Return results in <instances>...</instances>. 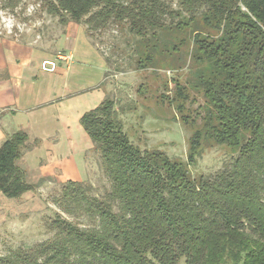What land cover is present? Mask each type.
<instances>
[{
  "label": "trees",
  "instance_id": "16d2710c",
  "mask_svg": "<svg viewBox=\"0 0 264 264\" xmlns=\"http://www.w3.org/2000/svg\"><path fill=\"white\" fill-rule=\"evenodd\" d=\"M0 1L8 7L10 0ZM40 2L62 27L59 36L46 32L52 42L76 24L92 43L116 32L126 66L137 70L172 69L189 56L188 84L204 93L211 137L237 155L215 174L192 179L178 160L135 146L106 96L81 125L109 188L99 195L85 182L63 184L54 201L68 219L56 214L50 239L0 264H264V0ZM40 144L19 131L0 146L7 197L31 188L18 162Z\"/></svg>",
  "mask_w": 264,
  "mask_h": 264
},
{
  "label": "rangeland",
  "instance_id": "374dc122",
  "mask_svg": "<svg viewBox=\"0 0 264 264\" xmlns=\"http://www.w3.org/2000/svg\"><path fill=\"white\" fill-rule=\"evenodd\" d=\"M5 3L0 1V41L14 43V40L31 39L44 49L50 45L55 46L54 51L65 49L63 40L52 44L47 33L56 31L59 36L62 27L58 19L43 13L40 0H23L15 7V0H10L8 7ZM118 39L116 32L109 31L92 41L105 61L108 53L114 57L111 56L113 67L107 69L103 87L114 101L130 141L141 150H159L166 157L178 160L183 170L196 180L215 174L230 163L237 155L236 150L216 145L210 125L206 126L208 105L204 93L193 91L188 84L190 64L185 61L189 62V56L183 61L172 62L177 66H171L172 69L167 65L161 69L137 70L134 66H126L127 58L115 42L124 49L126 44ZM110 46H113L111 54ZM116 63L122 67L118 65L117 68ZM197 132L200 136L194 138ZM196 143L198 147L191 149ZM41 148L40 144L36 150ZM30 157L18 164L26 171V182L31 188L18 198H9L0 191V257L16 250L31 249L52 237L47 225L56 214L67 218L62 207L54 201L63 184L85 182L99 195L109 188L99 154L93 150L86 153L85 162L80 161L79 156L78 161L67 163L66 156L61 155L56 164L54 160H44L42 151ZM190 157L194 158L193 163ZM79 174L85 181L75 179Z\"/></svg>",
  "mask_w": 264,
  "mask_h": 264
},
{
  "label": "crops",
  "instance_id": "0c3cea01",
  "mask_svg": "<svg viewBox=\"0 0 264 264\" xmlns=\"http://www.w3.org/2000/svg\"><path fill=\"white\" fill-rule=\"evenodd\" d=\"M62 40L65 49L60 51L31 39L0 41V146L19 131L42 146L20 161L42 151L44 160L56 164L61 155L67 163L79 156L85 162L93 148L81 118L108 96L103 87L107 64L83 27L69 24ZM47 62L52 70L45 68ZM74 177L84 180L82 174Z\"/></svg>",
  "mask_w": 264,
  "mask_h": 264
},
{
  "label": "water",
  "instance_id": "95a60500",
  "mask_svg": "<svg viewBox=\"0 0 264 264\" xmlns=\"http://www.w3.org/2000/svg\"><path fill=\"white\" fill-rule=\"evenodd\" d=\"M45 68L52 70L54 68V65L50 62L45 63Z\"/></svg>",
  "mask_w": 264,
  "mask_h": 264
},
{
  "label": "built area",
  "instance_id": "2783aa9c",
  "mask_svg": "<svg viewBox=\"0 0 264 264\" xmlns=\"http://www.w3.org/2000/svg\"><path fill=\"white\" fill-rule=\"evenodd\" d=\"M61 59H62V60H65V61L67 60V58H65V57H61Z\"/></svg>",
  "mask_w": 264,
  "mask_h": 264
}]
</instances>
